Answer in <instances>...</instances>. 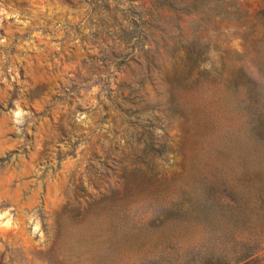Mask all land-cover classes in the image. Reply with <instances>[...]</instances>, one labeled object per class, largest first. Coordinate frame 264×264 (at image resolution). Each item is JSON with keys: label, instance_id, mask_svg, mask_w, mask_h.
<instances>
[{"label": "rangeland", "instance_id": "1", "mask_svg": "<svg viewBox=\"0 0 264 264\" xmlns=\"http://www.w3.org/2000/svg\"><path fill=\"white\" fill-rule=\"evenodd\" d=\"M262 195L264 0H0V264H264Z\"/></svg>", "mask_w": 264, "mask_h": 264}, {"label": "trees", "instance_id": "2", "mask_svg": "<svg viewBox=\"0 0 264 264\" xmlns=\"http://www.w3.org/2000/svg\"><path fill=\"white\" fill-rule=\"evenodd\" d=\"M263 200V209L256 208L255 213L246 212L243 209V204L235 202L231 208L232 220L234 221V227H241L243 232H252L256 228L253 227V222L260 218H264V196L262 195L259 201ZM258 231H256L257 233ZM243 236V235H241ZM217 244L214 241L213 246ZM260 239H255L251 236L242 237L238 239H232L230 242L229 253L220 255L214 251V248L208 246V249L204 256L200 260L194 261L195 264H254V261L258 259L259 253L263 251Z\"/></svg>", "mask_w": 264, "mask_h": 264}]
</instances>
